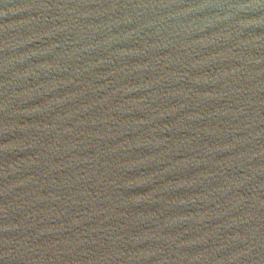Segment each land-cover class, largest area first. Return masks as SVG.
Listing matches in <instances>:
<instances>
[{
	"label": "water",
	"instance_id": "95a60500",
	"mask_svg": "<svg viewBox=\"0 0 264 264\" xmlns=\"http://www.w3.org/2000/svg\"><path fill=\"white\" fill-rule=\"evenodd\" d=\"M0 264H264V0H0Z\"/></svg>",
	"mask_w": 264,
	"mask_h": 264
}]
</instances>
